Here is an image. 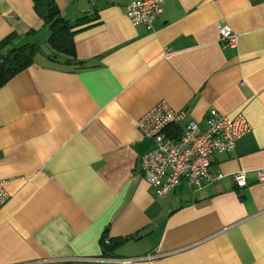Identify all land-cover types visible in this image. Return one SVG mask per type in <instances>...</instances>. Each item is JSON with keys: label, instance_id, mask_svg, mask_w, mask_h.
I'll list each match as a JSON object with an SVG mask.
<instances>
[{"label": "crops", "instance_id": "1", "mask_svg": "<svg viewBox=\"0 0 264 264\" xmlns=\"http://www.w3.org/2000/svg\"><path fill=\"white\" fill-rule=\"evenodd\" d=\"M75 56L49 58L31 0H0V37L37 41L31 63L0 86V264H264V0H162L147 29L131 0H54ZM238 33L223 46L216 23ZM200 124L208 108L250 129L211 152L220 177L157 195L139 172L149 141L135 119L155 101ZM247 170L246 184L232 180ZM133 235L103 256L100 237ZM105 239V240H106ZM114 259V260H113Z\"/></svg>", "mask_w": 264, "mask_h": 264}, {"label": "built area", "instance_id": "2", "mask_svg": "<svg viewBox=\"0 0 264 264\" xmlns=\"http://www.w3.org/2000/svg\"><path fill=\"white\" fill-rule=\"evenodd\" d=\"M162 0H131L125 5V14L133 24L141 23L150 29L156 16L162 11ZM221 45H235L238 33L227 22L216 23ZM185 110H175L167 101L159 99L141 116L135 119L139 137L149 143L139 157V172L156 194L164 195L178 185L194 190L202 183L215 180L221 173L209 172L208 155L211 152H227L235 139L250 129L248 120L241 113L230 117L215 108H208L203 123L186 120ZM247 170H235L232 180L237 186L246 184ZM256 181L264 182V165L252 169ZM0 179V207L9 197ZM114 260V259H113ZM134 259L122 258L110 264Z\"/></svg>", "mask_w": 264, "mask_h": 264}, {"label": "trees", "instance_id": "3", "mask_svg": "<svg viewBox=\"0 0 264 264\" xmlns=\"http://www.w3.org/2000/svg\"><path fill=\"white\" fill-rule=\"evenodd\" d=\"M31 1L35 13L41 17L42 22L48 28L46 40L50 47L49 58L58 62L74 64L75 67L85 66L84 61L75 56L72 36L77 30L76 25L84 21L87 15L77 17L70 22L61 14L54 0ZM14 35L15 33L12 31L0 37V86L14 73L31 63L35 52L39 49L38 41L14 43L12 41ZM132 236L109 237L105 238L106 240L101 236L103 256H109L115 246Z\"/></svg>", "mask_w": 264, "mask_h": 264}, {"label": "rangeland", "instance_id": "4", "mask_svg": "<svg viewBox=\"0 0 264 264\" xmlns=\"http://www.w3.org/2000/svg\"><path fill=\"white\" fill-rule=\"evenodd\" d=\"M40 37H41V34L38 36V38H37V41H38V44L40 45Z\"/></svg>", "mask_w": 264, "mask_h": 264}]
</instances>
